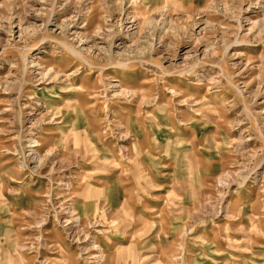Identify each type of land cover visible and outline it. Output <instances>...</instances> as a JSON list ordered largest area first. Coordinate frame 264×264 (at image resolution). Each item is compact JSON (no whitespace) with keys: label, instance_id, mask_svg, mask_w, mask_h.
Listing matches in <instances>:
<instances>
[{"label":"rangeland","instance_id":"1","mask_svg":"<svg viewBox=\"0 0 264 264\" xmlns=\"http://www.w3.org/2000/svg\"><path fill=\"white\" fill-rule=\"evenodd\" d=\"M0 264H264V0H0Z\"/></svg>","mask_w":264,"mask_h":264}]
</instances>
